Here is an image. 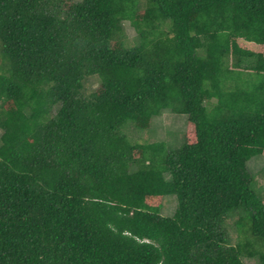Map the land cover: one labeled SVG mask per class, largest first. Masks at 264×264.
Returning <instances> with one entry per match:
<instances>
[{
    "label": "trees",
    "instance_id": "1",
    "mask_svg": "<svg viewBox=\"0 0 264 264\" xmlns=\"http://www.w3.org/2000/svg\"><path fill=\"white\" fill-rule=\"evenodd\" d=\"M0 129V264H264V0H0Z\"/></svg>",
    "mask_w": 264,
    "mask_h": 264
},
{
    "label": "rangeland",
    "instance_id": "2",
    "mask_svg": "<svg viewBox=\"0 0 264 264\" xmlns=\"http://www.w3.org/2000/svg\"><path fill=\"white\" fill-rule=\"evenodd\" d=\"M125 30L130 42L136 37V31L125 22ZM97 81L94 80L92 86H96ZM188 116L186 114L173 113L170 110H164L161 114L153 117L151 126L147 129H140L128 122L123 131L131 138L133 142L148 144L162 141L167 145L169 151L180 149L185 143V135L187 131ZM0 129V134H1ZM248 169L254 179V188L260 195L264 196V155L255 156L249 163ZM260 188V189H259ZM176 196L166 195L163 199L162 215L171 216L176 208ZM229 233L231 243L236 245L243 236L233 224V219L229 220ZM223 227H225L223 225ZM245 264H258V257H244Z\"/></svg>",
    "mask_w": 264,
    "mask_h": 264
}]
</instances>
